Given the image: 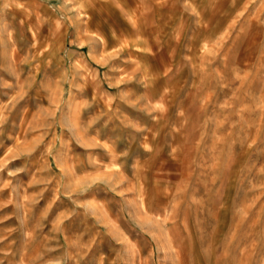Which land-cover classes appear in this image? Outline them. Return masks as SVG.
<instances>
[{
    "label": "rangeland",
    "instance_id": "obj_1",
    "mask_svg": "<svg viewBox=\"0 0 264 264\" xmlns=\"http://www.w3.org/2000/svg\"><path fill=\"white\" fill-rule=\"evenodd\" d=\"M0 264H264V0H0Z\"/></svg>",
    "mask_w": 264,
    "mask_h": 264
}]
</instances>
